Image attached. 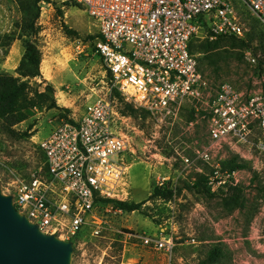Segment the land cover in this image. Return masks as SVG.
<instances>
[{"label":"rangeland","instance_id":"374dc122","mask_svg":"<svg viewBox=\"0 0 264 264\" xmlns=\"http://www.w3.org/2000/svg\"><path fill=\"white\" fill-rule=\"evenodd\" d=\"M231 1L246 22V44L231 45L221 39L218 48L209 50L198 41L193 50L214 89L230 83L249 96L264 89V25L241 0ZM37 8L42 78L31 80V87L49 98L27 108L23 122L16 115L2 121L6 128L0 129L1 194L11 196L10 184L44 167L39 147L43 138L63 121L80 119L89 103L109 98L118 113L116 128L129 137L133 150L126 159L131 183L128 202L144 204L134 212L108 204L97 207L70 241V264H201L215 245L223 250L216 264H264V154L233 146L218 154L222 162L237 155L247 166L238 185L243 203L233 212L223 202L229 191L212 195L192 188L198 175L209 171L195 158V150L208 141L207 119L195 116L187 105L171 125L168 117L123 100L95 49L97 23L69 0H0V71L20 78L17 70L25 49L17 39L20 24L25 11ZM15 43L19 45L14 47ZM47 84L53 92H46ZM127 104L137 110L135 115ZM165 187L174 190L170 199L149 200L155 188ZM144 238L170 240L173 249L167 253L148 248Z\"/></svg>","mask_w":264,"mask_h":264},{"label":"built area","instance_id":"2783aa9c","mask_svg":"<svg viewBox=\"0 0 264 264\" xmlns=\"http://www.w3.org/2000/svg\"><path fill=\"white\" fill-rule=\"evenodd\" d=\"M69 1L97 23L100 37L95 49L125 101L168 117L171 125L191 104L196 116L208 121V141L195 150V158L209 169L204 174L211 192H227L241 184L242 171L223 169L218 154L226 146L264 154V89L249 96L230 83L214 89L190 52L195 39L245 37L246 22L233 2ZM241 1L264 25V0ZM117 114L109 98L89 103L80 119L63 121L40 141L44 167L9 185L15 208L45 234L71 241L98 207L97 198L129 200L126 159L133 150L129 137L116 128ZM182 159L191 164L189 158ZM142 242L167 253L173 249L166 239Z\"/></svg>","mask_w":264,"mask_h":264},{"label":"trees","instance_id":"16d2710c","mask_svg":"<svg viewBox=\"0 0 264 264\" xmlns=\"http://www.w3.org/2000/svg\"><path fill=\"white\" fill-rule=\"evenodd\" d=\"M39 18H40L39 8H37L36 12H32L31 10H28L25 11V16L20 24L21 31L17 39L22 41L23 46L25 48V54L17 70V73L19 74L20 78H15L7 72L0 71V129L6 128L5 126L2 125V121L13 115L17 116L19 122L25 121L27 119V114L25 112L27 108H29L32 105H35L36 103H43L49 98L46 93H41L38 90H34L31 87V80L42 78V73H41L42 53L38 45V38L41 31V28L38 25ZM221 39L229 40V44L231 45H233L235 42L238 43L239 45L246 44L244 38L240 39L233 36L219 37L214 41L209 39H204V40L195 39L190 44V52L196 55L193 50V45L198 41L203 42V44H201L200 47H206L209 50H214L218 48L219 40ZM49 91L53 92V89L51 85L47 84L46 92ZM123 100L125 99L123 98ZM131 105L127 104V109L130 111V114L135 115L137 113V110H135ZM187 105H190L194 115L196 116V111L193 108V106L191 104H187ZM142 112L148 113V111L146 110H143ZM7 130L12 135L16 134L14 130L11 129H7ZM45 163H46V157L44 154V164ZM222 167L225 170L233 171L237 169L243 170L247 166L246 164L239 162V157L237 155H233L232 157L222 162ZM45 169H47V166L45 167ZM192 188L202 191L206 194H212V195L214 194L211 192L208 186V177L206 174L198 175ZM173 192L174 190L169 187L155 188L149 200L160 199V198L170 199L173 195ZM243 197H244L243 189L241 188V186L240 187L236 186L230 188L228 192V196L223 199V202L227 210L229 212H233L235 209L242 206ZM107 204L113 205L114 208L121 210L123 212H134V211H139L142 208L144 202L129 203L128 201L121 202V201L105 200L99 198H97L96 200V206L98 207ZM222 256H223V250L218 245H215L209 251L207 259L204 260L201 264H216L222 258Z\"/></svg>","mask_w":264,"mask_h":264},{"label":"water","instance_id":"95a60500","mask_svg":"<svg viewBox=\"0 0 264 264\" xmlns=\"http://www.w3.org/2000/svg\"><path fill=\"white\" fill-rule=\"evenodd\" d=\"M72 243L45 234L0 190V264H70Z\"/></svg>","mask_w":264,"mask_h":264},{"label":"crops","instance_id":"0c3cea01","mask_svg":"<svg viewBox=\"0 0 264 264\" xmlns=\"http://www.w3.org/2000/svg\"><path fill=\"white\" fill-rule=\"evenodd\" d=\"M16 45H19V44H17V43H15L14 44V47L16 46ZM13 47V48H14ZM13 48H12V50H13ZM12 50L10 51V54L8 55V57H7V60H6V64H8L9 63V59H10V56H11V53H12ZM24 54H25V49H24V52H23V56H24ZM23 58V57H22ZM22 60V59H21ZM21 62V61H20ZM17 68V67H16ZM16 68H12V69H16ZM10 69V68H9ZM11 69V70H12Z\"/></svg>","mask_w":264,"mask_h":264}]
</instances>
